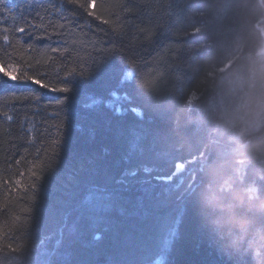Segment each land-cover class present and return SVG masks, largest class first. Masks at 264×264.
Segmentation results:
<instances>
[{
  "label": "trees",
  "instance_id": "obj_1",
  "mask_svg": "<svg viewBox=\"0 0 264 264\" xmlns=\"http://www.w3.org/2000/svg\"><path fill=\"white\" fill-rule=\"evenodd\" d=\"M258 2L97 0L98 14L114 22L108 25L86 14L81 18L66 0H0V59L7 60V51L21 62L39 60L31 74L57 87L70 79L64 86L71 89L50 92L0 79V246L17 236L14 243L27 242L34 253L42 238L63 227L65 216L69 226L79 216L75 232L65 229L53 264H254L250 255L225 254L199 217V198L209 185L236 193L255 189L264 197L257 152L235 142L246 128L239 81L250 65L264 62L258 30L264 11ZM129 8L132 12L125 11ZM37 11L46 26L75 16L66 44L31 43L15 32ZM4 35L12 44L20 40L15 52ZM52 47L67 52L52 53ZM152 78L150 87H140ZM22 95L38 99L21 102ZM132 108L142 112V120ZM133 129L142 138L129 159ZM247 138L264 139V124L247 128ZM49 159L54 166L45 169L35 192L9 191L5 181L20 180L24 189L33 182L32 165ZM176 164L185 166L179 174ZM140 166L154 168L152 177L172 178L173 185L184 179L190 201L179 225L172 213L174 195L162 192L168 186L164 180H153L148 192L132 186L96 221L81 215L77 193L86 180L113 184L125 169ZM141 202L144 214L133 216ZM125 236L131 237L126 250L121 247ZM5 253L13 264L6 248Z\"/></svg>",
  "mask_w": 264,
  "mask_h": 264
},
{
  "label": "snow or ice",
  "instance_id": "obj_2",
  "mask_svg": "<svg viewBox=\"0 0 264 264\" xmlns=\"http://www.w3.org/2000/svg\"><path fill=\"white\" fill-rule=\"evenodd\" d=\"M66 3L67 5L72 6L73 12H75L81 18H83L86 14L88 18H91L93 21H99L102 24L111 25L114 23L111 19H106L103 15L98 14L97 0H66ZM43 10L44 12L48 11L46 8ZM60 11L62 13L63 9ZM125 11L132 12V9H125ZM36 19H39L40 22L34 23L33 21ZM61 19L66 20V22L54 23L53 21L49 20L46 26L44 16L41 15L40 11H37L36 15L31 19H24L23 26L16 27L15 32L20 34L22 38L27 37L28 41L31 43H34L38 40H56L57 42L63 41L66 44V36L70 35L73 31V28L76 26L75 16H69L67 18L61 16ZM47 28H51L52 31L48 32ZM3 31L7 32L8 29L4 28ZM139 31L144 32L145 29L141 27ZM2 39L5 44H9L10 47H12L13 52H15L20 46V40H17L15 44H12L10 42L9 35H4ZM145 39H150V36L146 37ZM29 50H33L31 49V46L29 47ZM35 50L39 51V49ZM58 51L67 52V48H51L52 53H56ZM4 55L7 57V60L0 59V74H2L0 75V79H4L5 83L10 81L14 86H18L26 85L30 82L32 84L38 85L39 88L47 89L50 92H70L71 89L67 86H64L70 82V79H65L62 82L58 81L61 86L57 87L50 85L49 83H45L42 77L31 74L34 68L40 64L39 60H37L36 64L33 65L30 61L21 62L15 56H13L12 52L5 51ZM73 74H76L75 70H73ZM153 79L155 78L145 80L143 84L140 85V87L142 89L150 87ZM18 99L23 102L28 100H36L38 98L22 95L21 97H18ZM57 104L63 105L64 100L57 98ZM131 111L139 119H143V114L141 111L136 108H132ZM117 114H119V112ZM8 119L10 120L11 117H8ZM141 138V135L137 133L135 129L131 131L128 142L129 159H132L137 155ZM54 143L56 142L54 141ZM140 154L142 155V152ZM57 155L58 153L53 150L52 156L55 157ZM19 163L20 161L18 160L17 164ZM53 166L54 161L52 159H49L46 165L34 163L29 169L30 179L33 182L29 185H26L24 189L18 187V185L21 183L20 180L12 182L5 181L4 183L5 185H8L9 183L11 184L9 187L10 192L14 193L16 191H25V195H27L26 189H31L32 192H35L39 186L37 182L42 180V174L45 169H51ZM175 167L177 169V174H179V172L183 171L185 166L182 164H176ZM154 170V168L148 166L125 169L120 178L115 180L113 184L86 180L77 193L79 196L78 210L83 209V213H81V215L87 213L90 219L96 221L103 213L112 209L117 204V202L122 199V193L128 191L132 186L139 185L142 187L143 191L148 192L155 187L153 180H164L168 182V186L164 187L162 192L168 196L174 195L172 213L175 214L174 223L179 225L183 215L184 206L190 201L189 189L188 187H184L185 182L183 178L173 185L171 184L172 178L159 176L152 177L151 173ZM140 173H144L146 175L141 176ZM181 189H183V191H181ZM29 199H32V197H29ZM25 211L28 212L30 209H25ZM144 211V206L141 202L132 215L140 216L144 214ZM79 219L80 217L78 216L77 219L73 221L72 225L69 226L67 216H65L63 227H61L56 233L42 238L38 242L34 253L28 249L27 242L23 244L14 243L17 241V236H11L7 245L0 246V256H3V259L0 260V264H8L9 261V255L5 253V248L7 249V252L10 253L14 258L13 264H53L52 258L60 255V248L63 244L65 229H67L70 234L75 232L79 224ZM160 220L161 218L157 217L158 223ZM19 239L24 240L25 237L21 236ZM94 239L99 240L100 235H95Z\"/></svg>",
  "mask_w": 264,
  "mask_h": 264
},
{
  "label": "clouds",
  "instance_id": "obj_3",
  "mask_svg": "<svg viewBox=\"0 0 264 264\" xmlns=\"http://www.w3.org/2000/svg\"><path fill=\"white\" fill-rule=\"evenodd\" d=\"M239 86L245 90L241 120L246 128L235 142L238 147L264 153V139L247 138V128L264 124V62L250 65ZM199 217L230 258L250 255L254 264H264V197L258 190L236 193L209 185L200 194Z\"/></svg>",
  "mask_w": 264,
  "mask_h": 264
},
{
  "label": "rangeland",
  "instance_id": "obj_4",
  "mask_svg": "<svg viewBox=\"0 0 264 264\" xmlns=\"http://www.w3.org/2000/svg\"><path fill=\"white\" fill-rule=\"evenodd\" d=\"M258 3L261 4L263 6V9H264V0H260V2H258ZM263 29H264V19L262 20V24L258 27V30H260V34H261V37L263 39L262 51L264 52V30ZM262 51H261V49H259V53H262ZM255 160L257 161L259 168L264 170V153L257 152ZM176 174H177V170H176ZM131 237H133V235H131ZM131 237L125 236L121 239L124 242L121 245V247L123 246V248L125 250L128 248L127 242L130 241Z\"/></svg>",
  "mask_w": 264,
  "mask_h": 264
},
{
  "label": "bare ground",
  "instance_id": "obj_5",
  "mask_svg": "<svg viewBox=\"0 0 264 264\" xmlns=\"http://www.w3.org/2000/svg\"><path fill=\"white\" fill-rule=\"evenodd\" d=\"M263 11H264V9H263ZM262 45H263V39H262V43L260 44V49H261V51H262ZM262 54H264L263 51H262Z\"/></svg>",
  "mask_w": 264,
  "mask_h": 264
},
{
  "label": "flooded vegetation",
  "instance_id": "obj_6",
  "mask_svg": "<svg viewBox=\"0 0 264 264\" xmlns=\"http://www.w3.org/2000/svg\"><path fill=\"white\" fill-rule=\"evenodd\" d=\"M264 30V29H263Z\"/></svg>",
  "mask_w": 264,
  "mask_h": 264
}]
</instances>
